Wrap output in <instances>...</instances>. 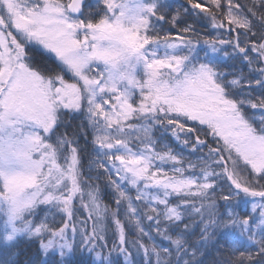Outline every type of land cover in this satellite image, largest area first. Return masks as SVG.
<instances>
[{
  "label": "snow or ice",
  "instance_id": "obj_1",
  "mask_svg": "<svg viewBox=\"0 0 264 264\" xmlns=\"http://www.w3.org/2000/svg\"><path fill=\"white\" fill-rule=\"evenodd\" d=\"M0 217V264H264V0H0Z\"/></svg>",
  "mask_w": 264,
  "mask_h": 264
},
{
  "label": "trees",
  "instance_id": "obj_2",
  "mask_svg": "<svg viewBox=\"0 0 264 264\" xmlns=\"http://www.w3.org/2000/svg\"><path fill=\"white\" fill-rule=\"evenodd\" d=\"M35 62L40 65L44 66L47 64L46 55L39 50H36L31 54ZM18 253H21L15 257L17 264H28L29 259L33 255V252L28 250L27 244H22L20 248L16 250ZM217 253H215L212 249H209V253L207 256L208 264H212L213 258L217 257ZM0 259H7V256H0Z\"/></svg>",
  "mask_w": 264,
  "mask_h": 264
},
{
  "label": "rangeland",
  "instance_id": "obj_3",
  "mask_svg": "<svg viewBox=\"0 0 264 264\" xmlns=\"http://www.w3.org/2000/svg\"><path fill=\"white\" fill-rule=\"evenodd\" d=\"M40 51V50H39ZM0 219H2V217H0Z\"/></svg>",
  "mask_w": 264,
  "mask_h": 264
}]
</instances>
